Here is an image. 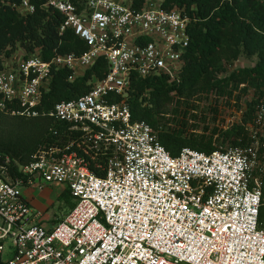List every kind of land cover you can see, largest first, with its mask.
Returning a JSON list of instances; mask_svg holds the SVG:
<instances>
[{
  "label": "built area",
  "instance_id": "2783aa9c",
  "mask_svg": "<svg viewBox=\"0 0 264 264\" xmlns=\"http://www.w3.org/2000/svg\"><path fill=\"white\" fill-rule=\"evenodd\" d=\"M162 2L45 0L62 15L60 34L74 32L88 50L0 57V109L68 125L83 152L52 146L25 165L0 162V262L264 264V97L247 126L251 143L210 154L172 156L149 123L133 120V77L175 80L190 44V18ZM9 4L23 16L37 9L36 0ZM100 58L106 74L88 93L43 107L54 72L74 82ZM48 185L76 205L47 227L23 189Z\"/></svg>",
  "mask_w": 264,
  "mask_h": 264
},
{
  "label": "trees",
  "instance_id": "16d2710c",
  "mask_svg": "<svg viewBox=\"0 0 264 264\" xmlns=\"http://www.w3.org/2000/svg\"><path fill=\"white\" fill-rule=\"evenodd\" d=\"M14 1L21 0H0V57L37 54L50 59L88 50L74 32L60 34L62 15L43 7L45 0H36V12L27 16L9 4ZM145 1L138 0L139 4ZM161 6L181 10L190 18V44L175 80L166 75L133 77L126 100L133 120L149 123L172 156H178L185 147L210 154L249 145L247 126L254 122L264 97V0H163ZM241 57L257 60L251 67L229 73V66ZM107 68V61L100 58L74 82L68 80L70 71L54 72L43 107L50 111L61 101L79 99L90 91V82L104 78ZM251 92L252 97L247 99ZM210 99L215 102L208 108L213 121L219 114L221 99L227 105L235 99L238 109L245 101L242 124L227 129L207 125L202 132L196 131V126L189 124L190 118L206 122L207 117L193 114L199 108L195 101ZM261 140L264 145V136ZM81 142L80 132L49 117L29 118L0 109V162L9 158L25 165L41 150L70 144L82 154L78 145ZM71 203L73 208L75 204Z\"/></svg>",
  "mask_w": 264,
  "mask_h": 264
},
{
  "label": "rangeland",
  "instance_id": "374dc122",
  "mask_svg": "<svg viewBox=\"0 0 264 264\" xmlns=\"http://www.w3.org/2000/svg\"><path fill=\"white\" fill-rule=\"evenodd\" d=\"M256 60H257L256 57L253 59H247L245 57H241L236 63L229 66V73L238 68L251 67L255 64ZM251 97H252V92L250 93L249 97H247V99H250ZM195 103L196 105H198L199 108L195 112H193V114L197 115L198 117L200 116L207 117L206 122L190 118L189 124L195 125L196 126L195 129L198 132H202L203 130L202 128L207 125L209 127L217 126L220 129H227L228 127H232L234 124H238L240 122L242 113L244 112L245 109V101L241 103L242 106L240 109H238L236 104L237 102L235 99H232L228 105L226 104V101L224 99H221L218 102L219 114L216 120L213 121V114L208 112V108L210 107L211 104L214 105L215 102H213V100L210 99L209 101H205V100L200 102L195 101ZM51 186H55V185H50L49 187ZM63 190L64 187L61 185L58 187L50 188L49 190L46 191L47 194L46 193L43 194L42 197L44 198V200H47L48 202H50V204L53 205V207L49 209V214H48L49 216L54 213H57L58 215L66 216L71 211L70 203L73 202L76 205V200L72 198L71 201L67 200L66 196H64ZM6 244L7 246H9L10 241H8ZM5 258L8 259V256H6Z\"/></svg>",
  "mask_w": 264,
  "mask_h": 264
},
{
  "label": "crops",
  "instance_id": "0c3cea01",
  "mask_svg": "<svg viewBox=\"0 0 264 264\" xmlns=\"http://www.w3.org/2000/svg\"><path fill=\"white\" fill-rule=\"evenodd\" d=\"M54 187H58V186L57 185L51 187L47 186V188L45 187L42 191H40L36 187H26L23 189V194L25 198L28 200L32 209L35 210V212L41 214V218L39 219V222L46 226H51L53 223H55L56 221L60 220L63 217L62 215H58L57 213H54L49 216L48 215L49 209L53 207V205L50 204V202H48L47 200H44V198L42 197L47 190ZM63 193L64 196L68 197L69 200L71 201L72 197L70 196L68 190H65L64 188Z\"/></svg>",
  "mask_w": 264,
  "mask_h": 264
}]
</instances>
